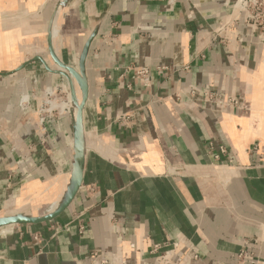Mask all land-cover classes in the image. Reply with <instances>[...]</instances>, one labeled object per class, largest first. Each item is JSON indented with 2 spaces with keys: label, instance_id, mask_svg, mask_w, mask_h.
<instances>
[{
  "label": "crops",
  "instance_id": "obj_1",
  "mask_svg": "<svg viewBox=\"0 0 264 264\" xmlns=\"http://www.w3.org/2000/svg\"><path fill=\"white\" fill-rule=\"evenodd\" d=\"M237 1L0 0V219L70 199L1 226L0 264H264V34ZM61 66L83 153L70 107L35 115L81 101Z\"/></svg>",
  "mask_w": 264,
  "mask_h": 264
},
{
  "label": "built area",
  "instance_id": "obj_2",
  "mask_svg": "<svg viewBox=\"0 0 264 264\" xmlns=\"http://www.w3.org/2000/svg\"><path fill=\"white\" fill-rule=\"evenodd\" d=\"M234 9L236 10V13L238 16L243 15L246 23L250 26H252L253 28L257 29L260 33L264 34V0H238L234 6ZM264 41V40H263ZM137 77L138 78H144L147 76V71L146 70H139L137 73ZM207 101L210 103H213L215 105H220V106H225V107H234L236 106V102L235 101H221L220 99H218L217 97H212L211 95H207ZM26 99L25 102H23V99ZM29 99L28 97H21L20 99V108L21 110L24 111V108H27L29 106L28 103ZM25 103V105L23 106V104ZM23 106V107H22ZM52 104L50 106L49 110H45V111H49L51 113L52 110ZM63 108L64 110L67 111V107L64 105ZM28 109V108H27ZM45 111H43V113H45ZM48 112V114H50ZM52 117V115H47L45 118H49ZM44 118L42 117L41 119L38 120V122L40 124H42L44 122ZM257 244L256 241H245L242 245V249L239 252V254L237 255V259L240 261H246V256L250 255V247L251 245H255ZM157 246H154V249H157ZM252 263V262H250ZM121 264H127V263H121Z\"/></svg>",
  "mask_w": 264,
  "mask_h": 264
},
{
  "label": "water",
  "instance_id": "obj_3",
  "mask_svg": "<svg viewBox=\"0 0 264 264\" xmlns=\"http://www.w3.org/2000/svg\"><path fill=\"white\" fill-rule=\"evenodd\" d=\"M49 36L51 38L52 34L49 31ZM61 68H63L65 71H67L71 77L79 84V86L81 87V91H82V98L81 101L78 102L74 96H70L69 101V107H70V112L74 118V125H75V134H74V143L78 148V153H83V147L82 144L80 142V128H81V118H82V110L84 108L85 102H86V98H87V90H86V85L84 84L83 80L81 79L80 76H78L76 74V72L72 69H68L65 68L63 66H61ZM65 77L67 75H64ZM218 106L220 109H224L227 108L225 106H220V105H216ZM70 201V199H68L66 201L65 204H63L60 207H57L54 211H52L51 213L47 214L45 217L43 218H38V219H26L23 217H12V218H6V219H0V227L4 226V225H8V224H21V223H39V222H46V221H50L52 219H54L63 209L64 207L68 204V202Z\"/></svg>",
  "mask_w": 264,
  "mask_h": 264
},
{
  "label": "rangeland",
  "instance_id": "obj_4",
  "mask_svg": "<svg viewBox=\"0 0 264 264\" xmlns=\"http://www.w3.org/2000/svg\"><path fill=\"white\" fill-rule=\"evenodd\" d=\"M21 97H28L27 95H22ZM20 97V99H21ZM29 101V106L27 108H24V111L21 110L20 106V111L23 112V113H26L30 106H31V100L30 98L28 97ZM68 98L65 97V95L59 91H56L55 94H52V92L50 90H46L45 93H44V97L43 99L38 103V106L35 110V115H36V118L37 120L41 119L42 117L44 119H47L45 118L47 115H52L53 117H55L59 112L60 110H64L63 107L64 105L67 107L68 111L69 112V102L67 100ZM26 99L24 98L23 99V102H25ZM20 103V102H19ZM52 104V110H51V113L48 114L47 111L45 110H49L50 109V106ZM68 104V105H67ZM25 105V103L23 104V106ZM22 106V107H23ZM43 111H45V113H43Z\"/></svg>",
  "mask_w": 264,
  "mask_h": 264
},
{
  "label": "bare ground",
  "instance_id": "obj_5",
  "mask_svg": "<svg viewBox=\"0 0 264 264\" xmlns=\"http://www.w3.org/2000/svg\"><path fill=\"white\" fill-rule=\"evenodd\" d=\"M68 105V104H67ZM67 111H68V109H67Z\"/></svg>",
  "mask_w": 264,
  "mask_h": 264
}]
</instances>
